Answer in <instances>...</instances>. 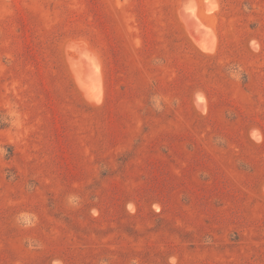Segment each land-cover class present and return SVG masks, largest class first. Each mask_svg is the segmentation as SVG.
I'll return each instance as SVG.
<instances>
[{"label":"rangeland","instance_id":"rangeland-1","mask_svg":"<svg viewBox=\"0 0 264 264\" xmlns=\"http://www.w3.org/2000/svg\"><path fill=\"white\" fill-rule=\"evenodd\" d=\"M0 264H264V0H0Z\"/></svg>","mask_w":264,"mask_h":264},{"label":"bare ground","instance_id":"bare-ground-1","mask_svg":"<svg viewBox=\"0 0 264 264\" xmlns=\"http://www.w3.org/2000/svg\"><path fill=\"white\" fill-rule=\"evenodd\" d=\"M194 8V7H193Z\"/></svg>","mask_w":264,"mask_h":264}]
</instances>
